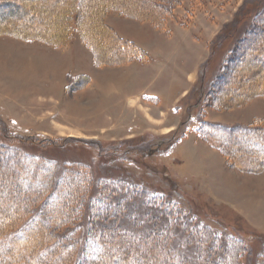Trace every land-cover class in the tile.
I'll use <instances>...</instances> for the list:
<instances>
[{
  "label": "trees",
  "instance_id": "1",
  "mask_svg": "<svg viewBox=\"0 0 264 264\" xmlns=\"http://www.w3.org/2000/svg\"><path fill=\"white\" fill-rule=\"evenodd\" d=\"M95 1L72 0L75 9L63 8L68 21L62 28L64 36L42 31L27 36L51 39V44L62 46L68 31L75 28L98 65L147 61L150 54L118 36L106 25V16L116 11L164 29L169 18H177L175 9L182 5V0ZM26 2L0 0V22L10 20L13 24L11 19L17 12L19 17L29 16ZM93 10L99 15L98 27L82 29L83 13ZM244 20H251V24L237 41L236 55L224 64L226 82L219 84L217 80L210 88L206 84L201 87L200 99L218 110L240 107L264 94V0H246L234 22L227 24L212 43V52L233 38L232 33ZM102 38L111 44L100 51L95 43ZM248 77L255 87L243 93ZM205 112L202 110L197 129L199 138L220 151L229 166L241 172L262 173L264 120L224 124L208 121ZM183 136H175L169 143ZM70 141L80 139L55 141L15 135L0 117V264H54L57 260L58 264H243L249 249L240 238L222 237L199 222L189 227L173 201L158 196L134 201L136 191L122 180L98 178L88 165L62 163L43 152L64 148ZM88 144L103 149L100 141ZM151 148L150 143L136 142L127 151L141 153ZM70 183L74 185L69 187ZM157 212L160 215L155 218Z\"/></svg>",
  "mask_w": 264,
  "mask_h": 264
},
{
  "label": "rangeland",
  "instance_id": "2",
  "mask_svg": "<svg viewBox=\"0 0 264 264\" xmlns=\"http://www.w3.org/2000/svg\"><path fill=\"white\" fill-rule=\"evenodd\" d=\"M26 1L29 16L19 17L20 13L17 12L11 19L13 24H10V20L0 22V55L7 53L0 56V117L9 131L15 135L55 141L83 137L77 138L80 141H70L64 148H47L43 152L62 163L88 165L98 178L122 180L123 184L130 185L136 191L134 201H146L153 196L173 201L183 212L189 227L191 223L199 222L222 237L240 238L249 249L242 263L264 264V171L248 173L229 166L225 157L199 139L196 133L202 110L206 111L207 120L217 123L250 124L255 120H264V94L251 98L240 107L227 110L212 108L200 99L202 84L204 88L205 84L210 88L217 80L219 84L226 82L228 74L226 70L223 72L224 64L236 55L237 41L245 34L251 20H244L232 33L233 38L215 53L212 52V43L219 38L220 33L211 41L209 59L200 67L198 82L185 99L173 102L174 97L182 91L180 83L169 92L160 93V108L167 111L168 119L176 122L178 130L174 132V128L172 132L159 134L162 130L160 127L170 126L165 122L166 119L161 125H151L141 117L136 116L134 119L133 114H128L125 120L116 117L113 119L116 122L110 120L109 123L102 95L92 97L89 91L84 90L89 84L88 77L71 70V63L66 66V74H63L62 69L50 67L48 63L53 59L51 53L68 47L76 39H81L93 52L75 28L68 31L67 40L62 46L51 44V39L44 41L27 36L29 32L40 31L45 35L60 33L64 36L62 28L68 21L63 8L73 6L75 9L72 0H34L32 4ZM110 1L118 3L121 0H96L95 3ZM184 1L183 6L187 10L184 11L183 7L176 9L179 13L183 12L181 18L186 26L192 25L198 14L209 18L218 15V12L209 11L212 7L203 0ZM245 1H214L215 4L221 3V16L224 18L231 14L226 9L230 10L234 6L232 16L223 24L221 32L227 24L234 22ZM98 17L96 10L83 13L81 28L90 25L89 28L95 30L99 23ZM86 35L89 36L87 32ZM108 42L102 38L95 46L102 51V48L111 44ZM109 53L112 55L113 52ZM21 55H24L23 58ZM134 61L122 65H98L94 60V65L96 68H114ZM111 62L114 61H106ZM167 72L165 68L156 71L148 84L144 85L146 91L152 92L161 85ZM204 74L206 78L202 80ZM246 82V88L241 90L243 93L255 87L251 78L248 77ZM170 107H174V111L168 109ZM55 123H59L63 129ZM72 131L76 133L73 136ZM183 134L178 142L169 143L173 137ZM93 140L100 141L103 149L88 144V141ZM136 142L150 143L152 150L128 152V147ZM73 185L70 183L69 187ZM158 215L159 212L155 213V218ZM20 247L24 248L23 245Z\"/></svg>",
  "mask_w": 264,
  "mask_h": 264
},
{
  "label": "crops",
  "instance_id": "3",
  "mask_svg": "<svg viewBox=\"0 0 264 264\" xmlns=\"http://www.w3.org/2000/svg\"><path fill=\"white\" fill-rule=\"evenodd\" d=\"M203 1L212 7L209 11L218 12V15L209 18L204 14H198L190 26L184 24L181 18L183 12L179 13L177 9V18H169L164 29H157L150 21H140L116 11L108 13L105 18L106 25L121 38L131 41L147 51L150 54L148 62L134 61L126 66L96 68L93 52L84 45L81 39H76L66 48L57 51L53 49L54 53H51L53 59L48 64L53 69H62L63 74H66V66L71 63V70L76 71V74L88 77L89 84L84 90L89 91L88 93L92 97H95L96 94L102 95L109 123L116 117L124 119L128 114H133L134 119L136 116L141 117L151 125H161L166 119L165 122L170 126L160 127L159 129L162 130L159 134L167 133L163 130L166 128L173 130L176 128V122L168 119L167 111L160 108V93H167L180 83L183 87L182 91L174 97L173 102L178 103L181 98L185 99L190 94L191 89L198 82L200 67L209 59V44L221 32L223 24L229 21L234 9V6L230 10L226 9L231 14L224 18L221 16L223 11L221 3L215 4V0ZM183 5H185L184 0L179 7H183L186 11L187 7ZM6 54L3 53L0 56ZM23 56L21 55V58ZM163 68L168 69L165 81L152 92H147L144 85L148 84L156 71ZM65 87L67 88V85ZM64 91L65 89L63 90L65 95L66 91ZM66 98L68 99V97ZM168 109L174 111V107ZM114 122L116 121L113 120ZM55 124L61 128L59 123ZM208 145L215 149L210 144ZM237 212L239 213V211Z\"/></svg>",
  "mask_w": 264,
  "mask_h": 264
},
{
  "label": "bare ground",
  "instance_id": "4",
  "mask_svg": "<svg viewBox=\"0 0 264 264\" xmlns=\"http://www.w3.org/2000/svg\"><path fill=\"white\" fill-rule=\"evenodd\" d=\"M169 131H172V130H169V128H167L166 132H169ZM71 135H74L73 133Z\"/></svg>",
  "mask_w": 264,
  "mask_h": 264
}]
</instances>
